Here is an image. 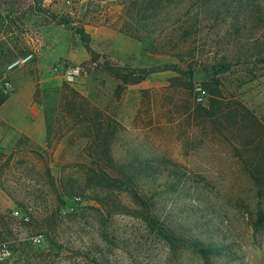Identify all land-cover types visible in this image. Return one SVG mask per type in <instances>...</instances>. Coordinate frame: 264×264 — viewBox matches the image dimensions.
Returning <instances> with one entry per match:
<instances>
[{
    "label": "rangeland",
    "instance_id": "1",
    "mask_svg": "<svg viewBox=\"0 0 264 264\" xmlns=\"http://www.w3.org/2000/svg\"><path fill=\"white\" fill-rule=\"evenodd\" d=\"M67 1L0 0V264H264V0Z\"/></svg>",
    "mask_w": 264,
    "mask_h": 264
},
{
    "label": "trees",
    "instance_id": "2",
    "mask_svg": "<svg viewBox=\"0 0 264 264\" xmlns=\"http://www.w3.org/2000/svg\"><path fill=\"white\" fill-rule=\"evenodd\" d=\"M259 63H264V58H258L257 60ZM227 69H229V66H226ZM209 88V87H208ZM211 91V89L209 88ZM213 91V90H212ZM214 95L216 93H219V91L214 90ZM81 114L77 113L74 117V120L79 121V125H83V129L85 132L90 133V136L94 137L93 144L90 147L96 146V149H98L100 146V141H107L108 135L107 133L110 132L111 129L114 128V122L110 119L109 116H105L99 112V114H96V109H85L82 111V109H79ZM83 116V117H82ZM76 125V124H75ZM106 146V145H105ZM107 151V150H106ZM106 159H98L95 162H92V166H96L95 168L91 167L90 170H93L94 172V178L98 181V187H100L101 192L106 189L108 192H113L117 190H125L128 192L134 199L137 201V203L147 206V203L151 200H145L147 199L146 196L142 193H140L137 190V182L138 176L143 174L145 171L144 168L137 169L134 166H131L128 168L127 171L122 172L119 171L120 174L116 173V170L111 167L113 165V161L105 155ZM104 188V189H103ZM99 189V188H98ZM97 188L95 189L96 192H98ZM76 192V189L72 191L71 193ZM95 192V191H94ZM103 193V192H102ZM72 195V194H71ZM99 202L101 203H107L109 200L107 198H99ZM5 226V224H4ZM206 261L205 264L208 262V256L207 255H219L220 249L217 245H210L206 251L198 252Z\"/></svg>",
    "mask_w": 264,
    "mask_h": 264
},
{
    "label": "built area",
    "instance_id": "3",
    "mask_svg": "<svg viewBox=\"0 0 264 264\" xmlns=\"http://www.w3.org/2000/svg\"><path fill=\"white\" fill-rule=\"evenodd\" d=\"M67 3L70 4L71 0H68ZM33 57H34L33 54H29L26 57L18 59L16 61L12 62L11 64H9L8 69L13 70L17 67H21L24 64L30 62L33 59ZM88 73H89L88 70L86 68L80 66V65L70 66L69 68L64 70V78L69 82H73L75 80H79L81 78L86 77L88 75ZM203 93H205V92H203ZM203 95L198 98L199 102L204 101ZM13 214H14V216H17V217L21 216L18 211H15ZM21 217L24 221L30 220V218L28 216H21ZM31 242L35 245L40 244L41 243L40 237L35 236V237L31 238ZM10 257H11V250H10L9 246H7L6 244H3L2 246H0V260L4 261L6 259H9Z\"/></svg>",
    "mask_w": 264,
    "mask_h": 264
}]
</instances>
